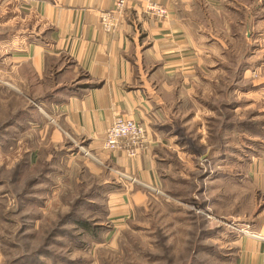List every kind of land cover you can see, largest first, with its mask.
Returning <instances> with one entry per match:
<instances>
[{
  "label": "crops",
  "instance_id": "0c3cea01",
  "mask_svg": "<svg viewBox=\"0 0 264 264\" xmlns=\"http://www.w3.org/2000/svg\"><path fill=\"white\" fill-rule=\"evenodd\" d=\"M5 1L18 12L19 26L28 23L7 46V61L20 91L34 101L29 113L46 118L42 141H69L108 169L114 187L106 203L114 227L162 190L165 166L173 165L174 183L181 184L186 170L204 158L212 165L205 177L211 193L229 181L237 191L252 189L251 231L237 236L234 264H264V82L246 92L245 74L236 66L256 57L257 51L246 62L245 50L264 38V0H153L164 8L162 17L130 2L112 33L99 23L112 0ZM247 112L252 122L245 123ZM118 115L146 132L148 144L133 159L102 150ZM248 133L250 147L237 153L241 172L221 171ZM215 195L219 201L209 206L226 204V196Z\"/></svg>",
  "mask_w": 264,
  "mask_h": 264
},
{
  "label": "rangeland",
  "instance_id": "374dc122",
  "mask_svg": "<svg viewBox=\"0 0 264 264\" xmlns=\"http://www.w3.org/2000/svg\"><path fill=\"white\" fill-rule=\"evenodd\" d=\"M19 22L11 2L0 0V264H234L237 236L251 231L252 189L237 191L229 181L222 192L211 193L205 177L212 165L204 158L186 170L193 180L186 176L181 184L174 183L173 165L165 166L162 190L114 227L106 203L114 187L108 169L69 141H42L39 127L46 118L29 113L34 101L20 91L7 61L8 49L28 25ZM245 51L246 62L256 51L252 62H261L236 65L245 74L246 92H253V84L264 82V38ZM226 59L231 64L234 57ZM252 114L246 113L245 123ZM245 136L221 171L241 172L236 160L241 147H250L251 135ZM241 191L244 200L237 207ZM215 194L226 196V204L209 206L219 201Z\"/></svg>",
  "mask_w": 264,
  "mask_h": 264
},
{
  "label": "built area",
  "instance_id": "2783aa9c",
  "mask_svg": "<svg viewBox=\"0 0 264 264\" xmlns=\"http://www.w3.org/2000/svg\"><path fill=\"white\" fill-rule=\"evenodd\" d=\"M130 2L142 3L148 14L162 17L165 13L164 8L153 0H112L111 10L102 12L99 16V23L104 32L112 33L118 28L126 6ZM147 144L146 132L140 124L118 115L105 131L102 150L107 153H121L133 159L146 148ZM88 154L87 152L86 155ZM241 233L247 234L242 230Z\"/></svg>",
  "mask_w": 264,
  "mask_h": 264
}]
</instances>
